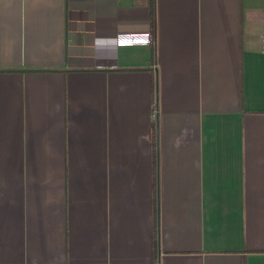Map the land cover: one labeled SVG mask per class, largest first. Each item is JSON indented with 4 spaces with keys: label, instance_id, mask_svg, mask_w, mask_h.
Here are the masks:
<instances>
[{
    "label": "crops",
    "instance_id": "1",
    "mask_svg": "<svg viewBox=\"0 0 264 264\" xmlns=\"http://www.w3.org/2000/svg\"><path fill=\"white\" fill-rule=\"evenodd\" d=\"M263 35L264 0H0V264H264Z\"/></svg>",
    "mask_w": 264,
    "mask_h": 264
},
{
    "label": "built area",
    "instance_id": "2",
    "mask_svg": "<svg viewBox=\"0 0 264 264\" xmlns=\"http://www.w3.org/2000/svg\"><path fill=\"white\" fill-rule=\"evenodd\" d=\"M152 37L149 33H119L116 36V42L119 45H138L149 44ZM260 50L264 51V35L258 40Z\"/></svg>",
    "mask_w": 264,
    "mask_h": 264
}]
</instances>
